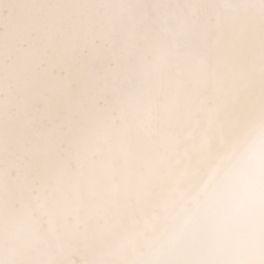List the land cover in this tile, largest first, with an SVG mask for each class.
Returning a JSON list of instances; mask_svg holds the SVG:
<instances>
[{"label": "snow or ice", "instance_id": "6c2138e0", "mask_svg": "<svg viewBox=\"0 0 264 264\" xmlns=\"http://www.w3.org/2000/svg\"><path fill=\"white\" fill-rule=\"evenodd\" d=\"M0 264H264V0H0Z\"/></svg>", "mask_w": 264, "mask_h": 264}]
</instances>
